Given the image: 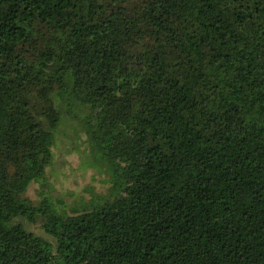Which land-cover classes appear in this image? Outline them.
Wrapping results in <instances>:
<instances>
[{
    "label": "trees",
    "instance_id": "obj_1",
    "mask_svg": "<svg viewBox=\"0 0 264 264\" xmlns=\"http://www.w3.org/2000/svg\"><path fill=\"white\" fill-rule=\"evenodd\" d=\"M57 102L109 177L69 210ZM0 264H264V0H0Z\"/></svg>",
    "mask_w": 264,
    "mask_h": 264
},
{
    "label": "rangeland",
    "instance_id": "obj_2",
    "mask_svg": "<svg viewBox=\"0 0 264 264\" xmlns=\"http://www.w3.org/2000/svg\"><path fill=\"white\" fill-rule=\"evenodd\" d=\"M57 106L62 122L52 148V164L46 169L43 187L31 184L24 197L33 203L48 197L69 210L79 207L83 202L87 204L95 194H106L109 177L100 164L98 154L86 142L82 126L88 111L75 106L67 113L66 107L60 106L58 102ZM19 222L33 234L49 239L42 232L40 224L32 225L24 220Z\"/></svg>",
    "mask_w": 264,
    "mask_h": 264
}]
</instances>
